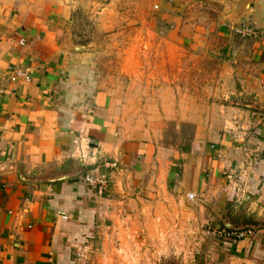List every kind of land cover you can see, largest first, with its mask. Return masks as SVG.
I'll return each instance as SVG.
<instances>
[{
	"label": "crops",
	"instance_id": "0c3cea01",
	"mask_svg": "<svg viewBox=\"0 0 264 264\" xmlns=\"http://www.w3.org/2000/svg\"><path fill=\"white\" fill-rule=\"evenodd\" d=\"M214 1L210 18L185 20L166 48L183 49L178 41L202 49L204 59L231 61V97L213 116L197 99L188 104L172 97L163 82L162 118L192 126L172 145L161 134L144 136L126 125L133 102L96 75L97 52L76 49L64 31L60 17L68 12L66 19L75 5L58 1L44 13L41 0H0V264H83L77 250L85 253L94 241L100 253L136 249L129 264H155L169 246L150 240L143 222L222 216L264 221V0ZM242 22L259 36L234 35L233 25ZM209 37L216 42L212 50ZM133 57L124 72L138 75ZM17 70L29 80H11ZM170 75L162 81L169 83ZM237 97L235 105L226 100ZM79 148L86 164L74 156ZM113 162L117 168L105 165ZM90 170L108 175L107 193L97 195L84 184ZM190 192L194 200L187 199ZM137 230L140 242L132 239ZM123 236L132 241L118 242ZM204 251L212 252L206 264H263L264 224L252 238L208 241Z\"/></svg>",
	"mask_w": 264,
	"mask_h": 264
},
{
	"label": "rangeland",
	"instance_id": "374dc122",
	"mask_svg": "<svg viewBox=\"0 0 264 264\" xmlns=\"http://www.w3.org/2000/svg\"><path fill=\"white\" fill-rule=\"evenodd\" d=\"M41 1L46 3L44 13H48L51 8L56 7L58 1L62 2L63 6L75 5L66 19L65 16L68 12H64V15L60 17L65 22L63 24L64 31L71 35L70 40L77 47L76 49L82 51L91 49L92 52H97L92 60L96 75L101 76L100 80L106 81L119 95L124 94L123 97L128 100L127 102H133L126 109L128 115L125 116L124 121L129 128L136 132L142 133L144 136L147 133L150 135L161 134V140H164V143L174 145L180 141L181 132L188 133L192 131L190 124L166 122L162 118L159 96L164 95L161 89L163 82L165 88L170 87L169 93L172 97L177 100L183 98L185 99L184 102L188 104L197 99L196 103H201L204 110L205 108L211 110L210 114L212 115L216 112V106L223 104V98L226 95L231 97L226 90L228 81L232 84L235 79L234 77L228 79L226 76V72L232 66L231 61H220L219 58L204 59L200 55L202 49L192 47L190 44L184 45V43H178V41L176 45L180 44L183 49L178 45L177 51L166 48L168 42L165 41L173 40V37L180 33V27L185 20L198 21V17L210 18V9L214 6L212 0ZM214 2L216 3V1ZM67 20L68 25H66ZM245 22L235 24L232 27L233 34L242 39L248 38L237 35L235 32L236 27L246 25L253 28L252 25ZM193 32L197 33L194 29H190L192 35ZM206 35L212 34L208 32ZM209 38L207 40H210V42L206 45L209 46L208 50H212L216 42L211 39L213 37ZM23 43L24 40H21L20 44ZM180 51L183 54L181 56L178 55ZM170 53L171 55H168ZM131 57L137 59L136 67L138 68V75L142 72L141 77H138L137 74L124 72L126 63ZM151 72L157 75H149ZM166 72L171 73L170 76H167L169 83L162 81V77L166 76ZM220 84H224V90H221ZM226 100H232L234 105L236 102H240L239 99L234 101L232 98H227ZM195 107L196 105H192L188 108L193 111ZM113 163L107 164L111 165ZM230 173L233 175L232 172H226L223 175L228 178ZM228 181H230L229 178ZM155 222L156 224L151 226L147 225L146 222L142 223L145 232H148V238L154 240L159 246H169V250L165 254L156 255L155 264H204L205 258H212V252L204 251L202 254L201 250L204 249V245L208 241H224V238L209 233L211 230L225 228L224 223L227 222L242 230L252 229L253 233L248 237L252 238L256 230L261 229V225L264 224L263 220L240 216L231 219L222 216L216 220L208 218L194 219L193 217L185 219L172 218L160 219ZM249 226H257V228L253 229ZM138 231L134 232L133 241H142ZM126 240L132 241L131 236H123L118 242L128 243ZM97 243L94 241L92 248L85 249L86 255L83 258H79V255L76 258L83 259V264H104V262H108V264H129L130 258L134 257L137 252L136 249L134 251L127 250L125 246V250L115 251L110 248L107 252L101 251L103 253L101 255ZM195 247L199 249L196 253ZM197 254L201 260L198 259ZM262 259L264 264V256ZM81 262L80 264H82Z\"/></svg>",
	"mask_w": 264,
	"mask_h": 264
},
{
	"label": "built area",
	"instance_id": "2783aa9c",
	"mask_svg": "<svg viewBox=\"0 0 264 264\" xmlns=\"http://www.w3.org/2000/svg\"><path fill=\"white\" fill-rule=\"evenodd\" d=\"M235 32L237 35H240L244 38L255 39L259 36L258 31L256 29L250 28L246 25H241L240 27H236ZM17 78H23L26 81L29 80V77L27 76V74L21 70L15 71L14 75L11 77V80H16ZM74 156H76L84 164H86L88 161L87 156L85 155V153H83L81 148H79L76 151V154ZM105 165L110 166L112 168L118 167L116 166L117 165L116 163H113L111 165L105 163ZM228 178L230 182L232 183L235 182V178L231 173L228 175ZM82 181L89 189L93 191V193L97 195H103L104 193H107L110 188V178L105 172L101 173L95 170L87 171L82 176ZM195 197H196L195 194L192 192L187 194V199L189 200H194ZM61 216L65 219L67 218V215L63 213H61ZM209 233H212V234H215V236L217 235L219 237L224 238V241H238V240L248 238L249 235L253 233V230L252 229L239 230V229H230V228L225 227L222 229L216 228L215 230H211ZM78 255H79V258H83L86 255V253H84L82 249H78L76 256Z\"/></svg>",
	"mask_w": 264,
	"mask_h": 264
},
{
	"label": "water",
	"instance_id": "95a60500",
	"mask_svg": "<svg viewBox=\"0 0 264 264\" xmlns=\"http://www.w3.org/2000/svg\"><path fill=\"white\" fill-rule=\"evenodd\" d=\"M75 47V46H74ZM75 48H77V47H75ZM79 48H81V47H79ZM224 226L226 227V228H230V229H241V228H238V227H234L232 224H230V223H227V222H225L224 223ZM250 228H253V229H256L257 228V226H249Z\"/></svg>",
	"mask_w": 264,
	"mask_h": 264
}]
</instances>
